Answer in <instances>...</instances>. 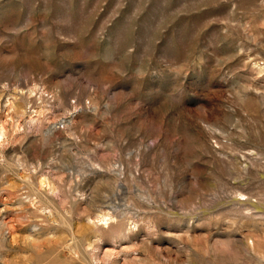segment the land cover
<instances>
[{"label": "rangeland", "instance_id": "rangeland-1", "mask_svg": "<svg viewBox=\"0 0 264 264\" xmlns=\"http://www.w3.org/2000/svg\"><path fill=\"white\" fill-rule=\"evenodd\" d=\"M0 264H264V0H0Z\"/></svg>", "mask_w": 264, "mask_h": 264}]
</instances>
